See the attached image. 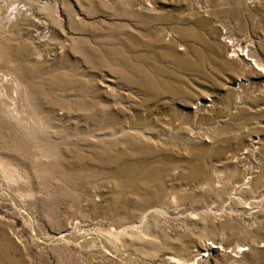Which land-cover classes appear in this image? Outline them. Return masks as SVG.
Here are the masks:
<instances>
[{"label": "rangeland", "instance_id": "obj_1", "mask_svg": "<svg viewBox=\"0 0 264 264\" xmlns=\"http://www.w3.org/2000/svg\"><path fill=\"white\" fill-rule=\"evenodd\" d=\"M0 11V264H264V0Z\"/></svg>", "mask_w": 264, "mask_h": 264}, {"label": "bare ground", "instance_id": "obj_2", "mask_svg": "<svg viewBox=\"0 0 264 264\" xmlns=\"http://www.w3.org/2000/svg\"><path fill=\"white\" fill-rule=\"evenodd\" d=\"M146 3V2H145ZM13 5V4H12ZM11 5V9L9 10V13H8V15L6 16V18H5V20L7 21V25H8V22H10V21H12L13 19L14 20H16V19H18V18H20L21 16L23 17V18H27V16H28V14H27V12H25V11H27L26 9H23L22 7L20 8V7H18L17 5L15 6V5H13L12 6ZM24 11V12H23ZM0 13H1V11H0ZM29 13V12H28ZM0 20H1V18H0ZM2 21V20H1ZM18 21V20H17ZM2 24H3V22H1ZM1 23H0V25H1ZM2 26V25H1ZM42 37V36H41ZM41 37H39L38 35H36V37H34V39H35V41H39L40 39H41ZM230 41V40H229ZM218 42V44H220L221 45V42L223 43L224 41H222V39H220V40H218L217 41ZM228 43H230V42H228ZM224 45H226L227 47H228V44L227 43H225L224 42ZM215 47V46H214ZM240 49V48H239ZM232 52H235V50H232ZM237 52H238V50H237ZM241 52V51H240ZM243 53V52H242ZM232 54H234V55H225L226 57H233V56H238V54L237 53H232ZM240 56H242V54H240ZM36 58V57H35ZM233 59V58H232ZM230 59H227V61H229ZM32 62V61H31ZM28 80V79H27ZM239 84V83H238ZM37 85V84H36ZM53 89V88H52ZM7 103V102H6ZM199 106V105H198ZM240 159L241 158H238L237 156L235 157V159H234V161H233V164H237V163H239L238 162V160L240 161ZM249 172V171H248ZM247 173V172H246ZM247 174H250V173H247ZM246 177V176H245ZM254 178V177H253ZM248 179V178H247ZM255 180V179H254ZM255 182V181H254ZM244 184V182H242L240 185H235L234 186V190H236V189H240L241 188V186Z\"/></svg>", "mask_w": 264, "mask_h": 264}]
</instances>
